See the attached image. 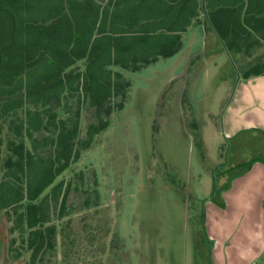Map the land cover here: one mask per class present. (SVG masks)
<instances>
[{
    "label": "rangeland",
    "instance_id": "374dc122",
    "mask_svg": "<svg viewBox=\"0 0 264 264\" xmlns=\"http://www.w3.org/2000/svg\"><path fill=\"white\" fill-rule=\"evenodd\" d=\"M210 26L190 25L181 33L174 54L135 72L121 71L130 85L125 98L111 99L110 114H98L81 102L80 140L99 116L108 126L56 179L63 180V186L70 183L69 202L65 216L58 218L57 212L53 217L56 246L45 252L42 264H217L218 250H228L227 221L234 215L230 199L243 202L227 190L230 182L250 190L259 184L243 172V165L225 170L236 161L235 141L246 138L243 133L234 139L227 134L229 123L244 124L241 113L233 109L244 79L233 52ZM253 51L246 63L264 58V49ZM75 66L80 69L83 63ZM66 96L51 104L60 116L65 114L63 104L76 100L74 93ZM23 111L24 107L17 111L20 117ZM9 120L10 116L1 123L0 160L13 136ZM25 143L31 144L26 137ZM242 149L238 154L242 160L258 150ZM3 216L0 212V236L11 224ZM8 236L19 243L16 233ZM19 249L20 255L27 253L25 244ZM245 259L233 257L228 264H261L255 257ZM6 264L30 263L19 258Z\"/></svg>",
    "mask_w": 264,
    "mask_h": 264
},
{
    "label": "trees",
    "instance_id": "16d2710c",
    "mask_svg": "<svg viewBox=\"0 0 264 264\" xmlns=\"http://www.w3.org/2000/svg\"><path fill=\"white\" fill-rule=\"evenodd\" d=\"M200 12L233 52L242 79L264 74V59L245 60L264 41V0H0V146L8 116L13 135L0 160V212L20 237L11 247L25 244L30 263H45L56 246L53 217L65 216L70 192L57 177L108 126L99 116L80 140L81 102L110 114L111 99L125 98L130 85L121 71L174 54ZM69 92L76 100L60 116L52 101Z\"/></svg>",
    "mask_w": 264,
    "mask_h": 264
},
{
    "label": "crops",
    "instance_id": "0c3cea01",
    "mask_svg": "<svg viewBox=\"0 0 264 264\" xmlns=\"http://www.w3.org/2000/svg\"><path fill=\"white\" fill-rule=\"evenodd\" d=\"M204 14L205 12L201 16V22L197 24L202 26L204 23V25L208 24L210 26L208 19L203 18L206 16ZM211 29L213 30V28ZM213 32L215 31L213 30ZM256 49H264V41H261ZM234 101L233 105H235V108L233 109L241 113L244 124L235 126L229 123L227 134L230 139H234L240 133L246 135V138L240 139L239 142L235 141L234 158L236 161L233 160L234 163L229 164L228 169L225 170L229 171L237 167L240 168L243 165L241 167L244 169L243 172L247 173L246 175L250 176V178L255 179L256 184L259 185L254 186L250 190V187H236L233 183L234 181L230 182L229 189L227 190L229 192L234 191L243 202L240 205L232 203L230 199V207L234 210L232 211L234 215L227 221V232L224 243L227 242L228 250L225 251V247L222 251H220L221 249L218 250L216 262L217 264H224V262L228 264L230 262L229 259H233V257L237 260L242 258L246 261L245 258L250 256V258L255 257L259 259L261 264H264V157L260 156V154H264V74L244 79L242 88ZM252 109L253 112L251 111ZM243 146H254L255 149H258L257 154L250 156L247 160H242L238 154L244 150L242 149ZM260 150L263 151L260 152ZM254 193L256 195L253 197ZM220 197V204L223 206L222 194H220ZM251 197H253L252 201L250 200ZM224 207L226 209V205ZM215 222L217 221L213 218L212 224ZM221 234L224 238V231ZM221 240H219V243ZM217 243L218 241L215 245ZM245 247H248L250 250L245 249Z\"/></svg>",
    "mask_w": 264,
    "mask_h": 264
},
{
    "label": "flooded vegetation",
    "instance_id": "af4514ba",
    "mask_svg": "<svg viewBox=\"0 0 264 264\" xmlns=\"http://www.w3.org/2000/svg\"><path fill=\"white\" fill-rule=\"evenodd\" d=\"M4 217V216H3ZM4 220L6 222V224H8V222L6 221L5 217H4ZM5 224V223H4ZM7 233H5V235L3 236H0V264H6L7 262L9 261H19V258L20 259H23L26 263H30L29 262V252L28 250L26 249L25 247V252H27L26 254H23V255H20V251L21 249H14L13 247H11L10 243L12 241V239H9V234H12V232L10 231V226L7 228ZM5 242V246L3 247V244L2 242ZM21 246V245H20ZM20 255V256H19ZM32 264V263H30Z\"/></svg>",
    "mask_w": 264,
    "mask_h": 264
}]
</instances>
